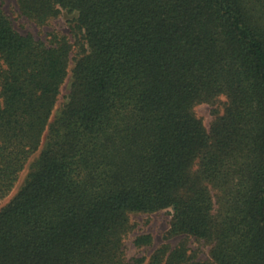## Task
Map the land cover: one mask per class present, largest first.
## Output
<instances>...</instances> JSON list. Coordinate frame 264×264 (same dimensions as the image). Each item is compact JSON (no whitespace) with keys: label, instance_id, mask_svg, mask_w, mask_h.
<instances>
[{"label":"trees","instance_id":"trees-1","mask_svg":"<svg viewBox=\"0 0 264 264\" xmlns=\"http://www.w3.org/2000/svg\"><path fill=\"white\" fill-rule=\"evenodd\" d=\"M17 2L72 15L74 41L0 4V199L43 144L0 208V264H264V0ZM221 95L207 128L194 106ZM170 207L182 239L127 259L129 212Z\"/></svg>","mask_w":264,"mask_h":264},{"label":"rangeland","instance_id":"rangeland-1","mask_svg":"<svg viewBox=\"0 0 264 264\" xmlns=\"http://www.w3.org/2000/svg\"><path fill=\"white\" fill-rule=\"evenodd\" d=\"M0 4L13 20L15 27L21 33H30L36 38L47 40L50 32H59L68 36L71 42L74 41L73 33L70 31L72 15L62 12L55 17L49 18L44 23H37L20 11L17 0H0ZM74 53L75 50L72 52V55H74ZM72 66L73 60H71L68 74L60 86V92L57 97V102L54 107L52 117L56 114L60 106L67 100V95L72 80ZM225 101V96L221 95L212 103H198L194 106V112L202 119L204 125L208 128L214 116L223 112ZM44 140L45 138L43 139V143ZM42 146L43 144L40 148H42ZM40 148L33 155H31L25 167L19 173L18 179L9 194L0 199V208L9 202V200L22 186L30 170V165L37 158ZM172 211L173 208L170 207L154 212H129V221L131 227L124 235L123 239L124 255L127 259L130 260L133 257H149L157 247L163 244H169L171 247H173L182 239V235H168ZM141 234H150L152 238L151 243L136 245L134 240L138 235ZM187 245L190 247V249L196 252L199 258L204 259L208 257L210 249L208 244L196 240L193 237H189L187 240Z\"/></svg>","mask_w":264,"mask_h":264}]
</instances>
